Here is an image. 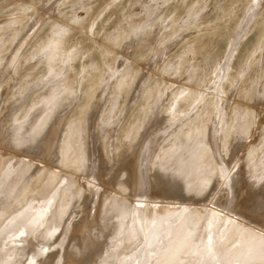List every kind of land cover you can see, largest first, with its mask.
<instances>
[{
	"label": "rangeland",
	"instance_id": "374dc122",
	"mask_svg": "<svg viewBox=\"0 0 264 264\" xmlns=\"http://www.w3.org/2000/svg\"><path fill=\"white\" fill-rule=\"evenodd\" d=\"M82 1L83 0H35L36 3H33L34 0H0V36L5 35L0 37V41L2 39L4 40L6 37V40H4L6 42L3 40L1 41L2 44L0 48V50H3L0 51V80L4 76V72L7 74V77L5 75L6 78L0 81V264H164L165 261L166 264H175L176 262L180 264H189V261H192L190 264H199L198 261L200 259H202L204 264H264V37L260 36L262 32H264V0H202L203 2H200L201 10L198 13L199 15L195 13L194 16L191 15L193 16L191 17L190 15L181 12L174 18L178 23H175L176 21L173 19L160 26L157 25L156 22L164 20L165 18L168 19V17L171 16L168 12H171L177 7L187 10L188 6L192 5L193 2L191 0H188L187 3V0H178V2L177 0H175V2L174 0H162L159 3V0H150L151 2L147 0H115L114 2L112 0H87V3L86 1ZM30 2L32 4H30ZM85 3L88 7H91L89 6L90 4L93 5L92 8L94 7V9L91 8V12L88 11L90 12L89 14L87 13L88 15L81 8V5H85ZM127 4H129L128 7H126ZM146 4L154 8L157 14L160 12L159 15H157L159 18L156 16V22H152L151 26H149L150 29L147 28L145 31V42L139 43V46V44H137V40L139 39L135 38L132 40L133 46L135 44V48L137 49L136 52L134 53L133 50L132 53L134 55L131 53L132 56L125 62L121 71H119L116 77L112 78V82L115 84H111V87L107 86L105 88L107 83L105 80H108V75L107 72L103 70L107 67L103 66L104 69L101 67L98 68L99 70H96L94 67L98 66V64H100L99 67L102 64L105 65L108 63L106 60L108 58L109 62L113 61L112 59L115 58H113V54H102V48L105 45L107 38L110 37L114 31L119 32L126 30L133 22L140 23L142 20H146L147 15L144 12ZM28 5L32 8L31 10ZM250 5H252V7H249ZM124 7L126 9H124ZM123 9L125 10V13ZM21 10L23 12H20ZM122 11L124 13L123 16L121 15ZM164 11L166 14H163ZM25 12L27 13L25 14ZM77 12L80 16L86 18L83 20V25L71 31V35L67 33L69 36L66 34L61 38V43L59 42L56 47L53 46V48H51L50 43L52 41L55 42L54 38L56 37V33L54 36V30H56V27L58 28V26H60H57L60 18L63 14L71 15L72 13L76 14ZM21 13H23V17L20 16ZM73 14L71 15V18L73 17ZM116 14L119 16L117 15L116 17ZM181 14L183 17L185 14V19ZM25 15H27V17ZM124 19L127 20L124 21ZM181 19L183 22H179ZM121 22L123 23L121 24ZM152 25L155 26V29ZM117 26H119L120 30ZM260 26H262L263 29ZM188 27L192 28L189 29V31L188 29L185 30V28ZM10 28L14 31H11ZM253 28H256L257 31ZM258 29H260V32ZM253 30H255L254 33ZM16 32L17 35L13 36ZM55 32H57V30ZM51 35L52 39L50 38ZM66 38H68V42ZM128 39L131 40L132 37ZM130 40L128 43L131 42ZM34 41L35 43H33ZM40 44L44 45V48L41 47ZM61 44L62 46H60ZM69 44L71 45L69 46ZM27 50H29V52ZM35 51L36 53L32 54ZM67 51L68 53H66ZM121 51L122 50H120V52ZM22 52L24 56L21 55ZM61 54L63 57L59 56ZM1 55L3 56L1 57ZM53 56H57V58L55 57L53 59ZM27 57L29 58L27 59ZM1 59H4L3 62ZM60 59L61 61H59ZM237 59L240 60V63L236 61ZM20 60L21 63H16ZM45 61L46 63L47 61L49 63L46 64ZM134 64H137V66H133ZM3 65L4 68H2ZM72 65L74 66L72 67ZM54 66H56L55 68L57 70L53 68ZM129 67L131 69L133 67V75L131 74V76H129L131 79L128 78L126 81V87L123 92H121L119 83L126 73H123L124 70ZM58 68H60L61 71ZM69 68L72 71L69 70ZM50 69H52V71H50ZM10 73L12 74L11 77H9ZM220 73H222V75ZM69 75L71 77L73 75L72 79H70L71 77ZM78 77L81 81L84 80L82 81L83 83H81L82 86L76 82H80ZM104 78L106 79L104 80ZM191 78L193 84H197V90L190 89V96L186 95L184 96L185 98H178L177 95L185 88V86L186 92V89L188 88L187 83ZM102 82L105 84L102 85ZM217 82L218 85L216 84ZM77 85L80 87H77ZM76 87L79 89H76ZM212 88L215 91V94ZM66 90H70L71 92H67ZM175 92H178V94ZM38 94H41V96ZM153 94L155 96L153 97L154 100L152 99ZM63 95L65 97H63ZM78 97L79 103H77L78 101L76 99ZM149 97L150 99H147ZM66 98H68V101ZM145 98L148 101L145 100ZM204 99L210 100L212 104L215 102V104L211 106H215L216 108L213 107V110L207 111L208 106H203L202 111H200V115H202L201 120L195 124L189 123V125L191 124L193 127L191 126V128L188 126L189 130H185L188 131V134L182 132L184 131L182 130L181 132L183 134H180L177 138H172L163 144L164 140H166L165 138L171 134L175 128L177 129V126L193 118L192 116H194L197 109L201 107L202 100ZM83 100L84 102H82ZM53 102L54 104H52ZM75 102L76 105L74 104ZM55 103L61 104L55 105ZM170 107L171 109H169ZM70 108L74 110L72 111ZM214 109L216 110L214 111ZM222 111L223 113H226L223 115ZM206 112H208V115H204ZM217 112H219V116L214 123L215 119H213V117L215 118ZM71 116L75 118H72ZM224 116H227L226 119L228 123H230L232 119V131H230V136L228 135V145L224 144L222 148H219L217 142L219 134L218 129L223 126L221 119ZM138 119L140 120L137 121ZM172 120L173 122H171ZM37 122L39 123L37 124ZM227 122L225 123V126L228 124ZM137 123L138 125L142 124L143 126H138ZM67 124L69 129L67 128ZM33 125H35L36 128ZM43 126L45 130L43 129ZM196 126V130L198 131L194 130L199 136H196L198 138L188 140L186 146L193 144L197 145L196 142L199 141V137L201 136L200 139L204 137L203 140H207V145L205 144L204 151L207 152L205 153L206 157H208L207 159H209L212 164H217L216 161H218L219 166L225 168L226 164L232 161V167L236 168L233 169L234 171L232 172V175L225 176L227 180L226 187L224 185L222 187V185H220L221 181L215 179L213 181L214 183L212 182L210 184L205 197L198 199L193 195L186 196L185 193H183L184 175L181 174L180 177H176L178 169L183 170L195 161L198 165V161H202V164L204 163L202 158H205L203 157L205 154L203 153L204 155H201V152L200 154H197L202 158L199 156L198 158H193V156L187 161L188 163L190 162L189 164H183L187 159L186 157H189V151L191 148H189V150L188 147L181 148V144L186 142L189 134H193L191 131H194L193 128ZM163 128L165 129L162 130ZM212 128L216 130L214 133H211ZM123 130H125L126 133ZM128 130L130 132H128ZM70 131L75 132V138L77 136L75 140L74 138L68 140V138H70L69 135H72V132ZM195 131L194 135H196ZM34 132H37V134ZM200 132L201 134H198ZM141 134L143 137L140 136ZM80 135H82L83 143L80 142L82 141ZM134 136L135 138H133ZM148 136H152V139L162 137L160 143L163 145L161 146L162 150L159 154L161 162L158 167H156L162 169L163 167L169 168H167L168 171L155 169L156 171L158 170V173L154 180L150 175L146 176V181L149 182V187L146 191L144 204L141 207L140 205L138 207V205L135 206L134 204V196H136L137 193L135 190L138 189L137 168L139 166V153L141 152V147ZM207 137L208 139H206ZM142 138L143 140H141ZM158 146L159 145L154 142L151 147L153 149L152 151H157ZM227 146L229 149L231 147V149L229 150ZM132 149L135 150L132 151ZM209 149L211 150L209 151ZM221 149H225V156L221 153ZM212 150L214 151L212 152ZM241 150L243 151L242 154H240L242 152ZM130 151H132V153ZM66 152L68 154H66ZM84 152L86 154H84ZM209 152H211L212 156ZM194 153L195 152H192L191 155H195ZM20 154H22V156ZM156 154L157 153L154 155L153 153L152 158L155 157ZM185 154L186 156H184ZM243 154H245V156H243ZM255 157H258V162ZM63 158L65 161L62 160ZM73 158L75 161L74 164L71 165L69 162ZM68 159L70 161L67 162V165L66 163L62 164V162H66ZM190 159H194L192 160L194 162ZM197 159L200 160L197 161ZM245 162H248L247 166ZM255 162L256 164H254ZM169 165L171 167L173 166L172 168H174V170L171 169ZM203 165L205 166V164ZM57 167H59V169H57ZM106 169L109 171L108 173H106ZM169 169H171L170 172ZM248 169L251 170V172ZM128 170H130V174ZM101 171L104 172L103 179L100 176V173H102ZM207 171H205L203 177H206ZM75 172H77L78 175ZM126 172H128V177ZM161 173L163 175H161ZM165 173H168V175ZM210 173L208 171L209 175H207H212ZM165 175L167 176V179L169 178L168 181L164 178ZM78 176L81 177V180L78 179ZM193 176H195V174H192V179L196 177ZM125 178L126 180H124ZM252 178L254 180L253 182ZM192 179L189 181L188 185L192 182V187H196L195 184L198 185V182H194ZM159 180H162V182ZM193 180H196V178ZM121 182L122 184H120ZM93 183H97L100 188L95 190L97 193L94 197V208L89 213V211L85 209L87 208L86 200L89 195L88 190H90V186L94 185ZM163 184H166V186L168 185L167 188L169 191L166 195H162L161 198L159 192L162 189ZM180 185H182V187ZM132 186L135 189V192L131 191V189H133ZM177 186L182 189H177ZM84 188L86 189L84 190ZM210 189L212 190L210 191ZM179 190L182 192H180L181 194H178ZM124 191L126 192L124 193ZM80 192L81 194H79ZM132 192L135 194L133 195ZM120 193L121 195H119ZM222 194H225L226 197ZM179 195L183 197L181 198ZM184 196L186 198L185 200L183 199ZM130 197L132 200H130ZM220 197L223 199L224 205L217 203L219 202ZM179 199H181L182 202H180ZM113 200L115 201L113 202ZM117 201L120 202L117 203ZM183 201H189L190 203L185 202L186 205ZM197 201H199L198 204ZM115 202L117 203V206ZM169 202L171 203V211L167 212L166 205ZM113 203L115 204L114 207ZM180 203L183 204V207ZM125 204H128L127 209H125ZM190 204L192 206H189ZM131 206L132 208H129ZM210 206L212 207V212L216 213V216L215 219L213 218L212 222L214 230L207 233L205 229L208 225H211L209 219L211 221L212 216L205 218L206 216L204 217V214L207 209V212L210 211ZM121 207H123L127 213ZM63 208L65 209L63 210ZM128 208L130 209V212ZM164 209L165 211L163 212ZM106 210L109 212H104ZM258 210L260 212L257 213L256 211ZM150 211L153 213L151 218H149ZM252 211L254 212L253 216L251 215ZM74 212L75 214H73ZM157 212L159 213L156 214ZM130 213L131 220L129 221ZM115 216L119 217V220L114 221ZM222 218H224V220ZM103 219L106 221H103ZM120 219H122V222ZM149 219H151V221ZM193 219L196 221L192 223V225L194 224L193 226H190L187 222H190ZM252 219L253 222L255 221L254 224L252 221H249ZM107 220L109 221L107 222ZM156 220L161 223L162 228L167 234L166 240L162 243L161 237H156L155 239L156 233H152ZM217 220L218 222L216 223ZM245 220H247V222ZM184 221H186L187 224ZM256 221L258 222L257 224ZM131 222H141L142 226H147L144 233L149 237L142 239L137 245L129 244L128 239L131 238L133 229H127V225ZM182 222L185 224L182 225ZM199 222H202V227L205 224L203 228ZM108 223H110V225ZM249 223L251 224L249 225ZM195 225L200 226V228ZM252 225L257 229L253 231L255 227L253 228ZM70 226L71 228H69ZM84 226L88 228L92 226L89 234L88 229ZM64 227L69 229L66 231L64 230ZM96 227H102V232L100 234L102 237L99 235ZM194 227L197 230L194 229ZM249 227L251 229H249ZM243 229H246L247 231ZM248 233H252L255 239L261 237L260 239L262 243L259 241L260 239H258V241L252 239V234L248 235ZM244 237L246 238L244 239ZM242 238L245 240L244 242H242ZM63 239L66 240V242ZM96 239L102 240L101 244L99 243L100 245L96 244ZM248 239H252L254 242L251 240L252 243L250 245V242H248L250 240ZM86 240H89V242L90 240H94V245L96 244L98 247H91ZM177 240L180 241L178 242ZM246 242L249 243V246H242V244ZM173 243H176V245H173ZM252 244L254 246L260 244L259 246L262 248H259L258 246V250L257 247H254ZM170 247H172L173 250L170 249ZM184 247L187 248L184 249ZM248 247L250 249H248ZM46 249L48 250L46 251ZM81 251L82 253L80 254ZM185 251L186 253H189L186 254ZM167 252L168 254H166ZM171 252L175 255L178 253L175 256L176 259L171 255ZM53 253H56V255ZM184 253L185 256H183ZM179 254L183 259V262L182 259H180L181 261H178L180 258H178ZM245 254H247V256H245ZM100 255H103V257H99ZM166 258H169L168 262ZM154 259L158 263L155 262Z\"/></svg>",
	"mask_w": 264,
	"mask_h": 264
},
{
	"label": "bare ground",
	"instance_id": "6f19581e",
	"mask_svg": "<svg viewBox=\"0 0 264 264\" xmlns=\"http://www.w3.org/2000/svg\"><path fill=\"white\" fill-rule=\"evenodd\" d=\"M30 1H32V0H30ZM81 1V0H80ZM84 1H86V3H87V0H83L82 2H84ZM110 1V0H109ZM113 2L115 1V0H112ZM147 1H150V0H147ZM158 1V0H157ZM160 1H162V0H159L158 1V3L160 2ZM184 1V0H183ZM192 2H193V4L192 5H190V6H188V8H187V10L185 9H182V8H180V7H177L176 9H173L171 12H168V14L170 13L171 14V16L170 17H168V19L167 18H165L164 20H160V21H158V22H156L155 21V19H156V16L157 15H159V13L157 14V12L154 10V8H152L150 5H147L146 4V6L144 7V12H145V14L147 15L146 17H147V19L146 20H142V22H133L131 25L130 24H128V25H130L126 30H123V31H119L120 30V28H119V26H120V23H119V26H117L118 28H119V32H113L111 35H110V37H108L107 38V41H106V43H105V45L103 46V53L102 54H104V55H106V54H113L114 56H113V58H115V59H112L113 61H110L109 62V58L108 59H106L107 61H108V63H106L105 65H103L102 63V65L99 67V65L100 64H98V66H95L94 68H96V70L98 69V68H101V67H107V68H105V70H103V71H106L107 72V75H108V80L106 79V78H104V80L107 82L106 83V86H105V88L107 87V86H110L111 87V84H115V83H113L112 82V78H114V77H116L117 76V74L119 73V71H121V69L124 67V65H125V62L132 56L131 55V53L133 52V50H134V53L136 52V48H135V44H134V46H133V42H132V40L133 39H135V38H137V39H139V40H137L138 42H137V44H139V43H143V42H145V40H146V36L144 35L145 34V31L147 30V28H149V26H151V23L152 22H156L157 23V25H162L163 23H165V22H167V21H169V20H173L174 18H175V16H177L178 14H180L181 12L182 13H186L187 15H193L194 16V14L196 13V14H198L199 12H200V10H201V6H200V2L202 1V0H191ZM205 1V0H204ZM233 1H235V0H233ZM81 2V3H82ZM90 2V1H89ZM88 2V3H89ZM128 2V1H127ZM138 2V1H137ZM144 2V1H143ZM151 2V1H150ZM174 2H175V0H174ZM177 2H178V0H177ZM180 2V1H179ZM188 2V0L186 1V3ZM203 2V1H202ZM33 3H36L35 2V0H34V2ZM41 3V2H40ZM77 3V2H76ZM86 3H85V5H81L82 7V9L86 12V14L88 13H90L91 12V8H92V6L93 5H89V6H91V7H88L87 5H86ZM92 3V2H91ZM157 3V2H156ZM29 4V3H28ZM30 4H32L31 2H30ZM29 4V5H30ZM74 4H75V2H74ZM79 4V3H78ZM93 4V3H92ZM95 4V3H94ZM142 4V3H141ZM182 5H184L183 3H181ZM204 4V3H203ZM26 5H27V3H26ZM25 5V6H26ZM28 5V6H29ZM35 5V4H34ZM128 5L129 4H127L126 5V7H128ZM134 5V4H133ZM154 5V4H153ZM158 5V4H157ZM166 5V4H165ZM187 5V4H186ZM31 6V5H30ZM29 6V7H30ZM95 6V5H94ZM116 6V5H115ZM114 6V7H115ZM123 6V5H122ZM135 6V5H134ZM133 6V7H134ZM138 6V5H137ZM179 6H180V4H179ZM228 6V5H227ZM27 7V6H26ZM50 7V6H49ZM155 7H156V5H155ZM182 7V6H181ZM187 7V6H186ZM249 7H252V5H250ZM23 8V7H22ZM80 8V7H79ZM120 8V7H119ZM165 8V7H164ZM185 8V7H184ZM204 8V7H203ZM207 8V7H206ZM32 8L30 7V10H31ZM71 9V8H70ZM92 9H94V7L92 8ZM124 9H126L125 7H124ZM123 9V11H124V13H125V10ZM159 9H161V8H159ZM165 9H167V8H165ZM164 9V10H165ZM170 9V8H169ZM190 9H192V10H190ZM29 10V9H28ZM75 10V9H74ZM156 10H157V7H156ZM190 10V11H189ZM243 10H245V9H243ZM248 10V9H247ZM24 11H25V8H24ZM27 11V10H26ZM78 11V10H77ZM83 11V12H84ZM88 11H90V12H88ZM123 11H122V16H123ZM128 11V10H127ZM20 12H23L22 10L20 11ZM74 12V11H73ZM130 12V11H129ZM141 12V11H140ZM246 12V11H245ZM27 12H25V14H26ZM62 13V12H61ZM106 13V12H105ZM163 13V12H162ZM12 14V13H11ZM10 14V15H11ZM22 14L23 13H21L20 14V16H22ZM73 14V13H72ZM71 14V15H72ZM87 14V15H88ZM163 14H166L165 13V11H164V13ZM162 14V15H163ZM67 15H68V17H67ZM71 15L70 14H63V16L60 18V20L58 21L59 23H57V26L58 25H60V26H58V28L56 27V25H55V27H56V30H57V32H55L56 30H54V36H55V33H56V37L54 38V40H55V42L54 41H52L51 43H50V47L51 48H53V46L54 47H56L58 44H59V42L61 41V38L63 37V36H65L67 33H69L70 34V32L71 31H73L74 29H76V28H79V27H81V25H83V20L84 19H86L84 16H80L79 15V13L77 12L76 14H73V17L71 18ZM115 15V14H114ZM113 15V16H114ZM117 15L118 14H116V17H117ZM126 15V14H125ZM131 15V14H130ZM142 15H143V11H142ZM199 15V14H198ZM264 15V14H263ZM2 16H4V15H2ZM26 17H27V15H25ZM24 16V17H25ZM119 16V15H118ZM121 16V17H122ZM141 16V15H140ZM181 16H182V14H181ZM181 16H180V18H181ZM193 16H191V17H193ZM23 17V16H22ZM67 17V18H66ZM115 17V16H114ZM115 17V18H116ZM158 18H159V16H157ZM164 17V16H163ZM162 17V18H163ZM183 17V16H182ZM187 17V16H186ZM66 18V19H65ZM88 18V17H87ZM124 18V17H123ZM140 18V17H139ZM161 18V17H160ZM184 19H185V14H184V17H183ZM72 19V20H71ZM129 19V18H128ZM17 20V19H16ZM114 20V19H113ZM125 20H127V19H124V21ZM175 20V19H174ZM194 20V19H193ZM197 20V19H196ZM119 21V20H118ZM123 21V20H122ZM138 21V20H137ZM176 21V20H175ZM174 21V22H175ZM62 22V23H61ZM179 22H183L182 21V19H181V21L179 20ZM264 22V21H263ZM85 23V22H84ZM123 22H121V24H122ZM175 23H178V21H176ZM259 24V23H258ZM260 24H262V23H260ZM118 25V24H117ZM183 25V24H182ZM257 25V24H256ZM5 26H7V25H5ZM53 26H54V24H53ZM123 26V25H122ZM153 26V25H152ZM175 26V25H174ZM255 26V25H254ZM10 27V26H9ZM54 27V28H55ZM83 27V26H82ZM92 27V26H91ZM124 27H126V26H124ZM123 27V28H124ZM154 27V29H155V26H153ZM158 27V26H157ZM262 29H263V27L262 26H260ZM53 28V29H54ZM192 27H188V28H185V30H187L188 29V31H189V29H191ZM257 28H259V27H257ZM4 29V28H3ZM8 29V28H7ZM12 28H10V30H11ZM117 29V28H116ZM150 29V28H149ZM148 29V30H149ZM157 29V28H156ZM253 29H256V28H253ZM1 30V29H0ZM5 30V29H4ZM16 30V29H15ZM151 30H153V29H151ZM177 30H178V28H177ZM252 30V29H251ZM260 29H258V31H259ZM6 31V30H5ZM11 31H14V30H11ZM17 31H18V29H17ZM254 31L255 30H253V33H254ZM256 31H257V29H256ZM2 32H3V30H2ZM9 32V31H8ZM7 32V33H8ZM75 32V31H74ZM260 32V31H259ZM256 33V32H255ZM4 34V33H3ZM10 34V33H9ZM69 34H67L68 36H69ZM262 34H264V32H262ZM260 35V36H262V37H264V35ZM17 35V32L15 33V35L13 34V36H16ZM35 35V34H34ZM71 35V34H70ZM3 36H5V35H3ZM3 36H0V37H3ZM248 36V35H247ZM132 37V39L130 40V39H128V38H131ZM261 37V38H262ZM6 38V37H5ZM4 38V40H6ZM7 38H8V35H7ZM9 38H10V36H9ZM50 38L52 39V35L50 36ZM70 38H71V36H70ZM41 39V38H40ZM46 39V38H45ZM65 39V38H64ZM68 38H66V40H67ZM263 39V38H262ZM3 40V39H2ZM1 40V41H2ZM3 40V41H4ZM90 40V39H89ZM131 41V42H129L128 43V41ZM1 41H0V48H1ZM41 41V40H40ZM43 41V40H42ZM4 42H6V41H4ZM14 42V41H13ZM21 42V41H20ZM67 42H68V40H67ZM244 42V41H243ZM33 43H35V41L33 42ZM61 43V42H60ZM63 43V42H62ZM69 43H71V42H69ZM128 43V44H127ZM4 44V43H3ZM6 44H8V43H6ZM37 44V43H36ZM36 44H35V46H36ZM83 44V43H82ZM84 44H85V42H84ZM136 44V45H137ZM37 45H39V44H37ZM41 45V44H40ZM49 45V44H48ZM71 44H69V46H70ZM142 45V44H141ZM34 46V45H33ZM60 46H62V44L60 45ZM139 46H140V44H139ZM241 46V45H240ZM8 47V46H7ZM41 47H43L44 48V45H41ZM40 47V48H41ZM47 47V46H46ZM45 47V48H46ZM102 47V46H101ZM3 48V47H2ZM9 48V47H8ZM30 48H32V47H30ZM40 48H39V50H40ZM42 48V49H43ZM135 48V49H134ZM240 48V47H239ZM27 49H29V48H27ZM60 49H61V47H60ZM59 49V50H60ZM64 49V48H63ZM78 49V48H77ZM101 49V48H100ZM247 49V48H246ZM245 49V50H246ZM25 50V49H24ZM32 50V49H31ZM38 50V51H39ZM62 50V49H61ZM68 50V49H67ZM75 50V49H74ZM84 50V49H83ZM120 50H122L121 52H120ZM0 51H3L2 49L0 50ZM6 51H8V50H6ZM12 51V50H11ZM28 52H29V50H27ZM33 51H34V49H33ZM55 51V50H54ZM53 51V52H54ZM56 51H58V50H56ZM32 52V51H31ZM73 52V51H72ZM120 52V53H119ZM4 53V52H3ZM25 53H26V51H25ZM36 53V51L34 52V53H32V54H35ZM66 53H68V51L66 52ZM11 54V53H10ZM27 54V53H26ZM128 54V55H127ZM133 54V53H132ZM4 55H6V54H4ZM21 55H23V52H22V54ZM20 55V56H21ZM72 55V54H71ZM70 55V56H71ZM76 55V54H75ZM103 55V56H104ZM134 55V54H133ZM3 55H1V57H2ZM19 56V55H18ZM24 56V55H23ZM29 56V55H28ZM33 56H35V55H33ZM60 57H63L62 56V54L61 55H59ZM65 56V55H64ZM77 56V55H76ZM57 58V56H53V59L54 58ZM75 57V56H74ZM26 58V57H25ZM25 58H24V60H25ZM29 57H27V59H28ZM51 58H52V56H51ZM65 58V57H64ZM70 58H72V57H70ZM236 58V57H235ZM49 59V58H48ZM63 59V58H62ZM77 59V58H76ZM99 59V58H98ZM183 59V58H182ZM181 59V60H182ZM2 60V59H1ZM4 60V59H3ZM3 60H2V62H3ZM47 60V59H46ZM57 60V59H56ZM234 60V59H233ZM10 61V60H9ZM18 61V60H17ZM39 61V60H38ZM59 61H61V59L59 60ZM63 61V60H62ZM70 61H71V59H70ZM76 61V60H75ZM82 61V60H81ZM96 61V60H95ZM236 61H238V63H240L239 61L240 60H236ZM5 62V61H4ZM23 62V61H22ZM57 62V61H56ZM64 62V61H63ZM16 63H21V60L19 61V62H16ZM45 63H46V61H45ZM47 63H49L48 61H47ZM46 63V64H47ZM51 63V62H50ZM53 63V62H52ZM75 63V62H74ZM73 63V64H74ZM105 63V62H104ZM235 63V62H234ZM237 63V64H238ZM3 64V63H2ZM1 64V65H2ZM7 64H8V60H7ZM62 64V63H61ZM67 64H68V62H67ZM70 64V63H69ZM89 64V63H88ZM4 65H6V64H4ZM4 65H3V67L2 68H4ZM54 65H56V64H54ZM222 65V64H221ZM21 66V65H20ZM50 66V65H49ZM60 66V65H59ZM67 66V65H66ZM74 65H72V67H73ZM77 66V65H76ZM133 66H137V64L135 65H133ZM237 66V65H236ZM15 67V66H14ZM13 67V68H14ZM52 67V66H51ZM56 66H54L53 68H55ZM63 67V66H62ZM70 67V66H69ZM81 67V66H80ZM104 67H103V69H104ZM12 68V69H13ZM60 68H61V66H60ZM60 68H58V69H60ZM84 68V67H83ZM86 68V67H85ZM93 68V69H94ZM135 68V67H134ZM56 69V68H55ZM75 69V68H74ZM81 69H82V67H81ZM80 69V70H81ZM91 69V68H90ZM89 69V70H90ZM92 69V70H93ZM132 69H133V67H132ZM130 67L129 68H127V69H125L124 70V72L123 73H125V75L123 76V78L120 80V87H121V92H123V90L125 89V87H126V81L128 80V78H129V76H131V74L133 75V70H132ZM15 70H16V68H15ZM57 70V69H56ZM64 70H65V68H64ZM69 70H71L70 68H69ZM77 70V69H76ZM99 70V69H98ZM211 70V69H210ZM219 70V69H218ZM228 70V69H227ZM232 70V69H231ZM0 71H1V69H0ZM50 71H52V69H50ZM60 71H61V69H60ZM72 71V70H71ZM74 71V70H73ZM215 71V70H214ZM217 71V70H216ZM221 71V70H220ZM229 71H230V69H229ZM58 72H59V70H58ZM75 72V71H74ZM84 72H85V70H84ZM88 72V71H87ZM211 72V71H210ZM232 72V71H231ZM52 73V72H51ZM55 73V72H54ZM104 73V72H103ZM122 73V74H123ZM194 73V72H193ZM217 73H218V71H217ZM233 73V72H232ZM4 74V76L1 78V80L0 81H2V80H4V78H6L7 77V74H5V72L3 73ZM53 74V73H52ZM82 74V73H81ZM100 74V73H99ZM216 74V73H215ZM221 75H222V73H220ZM225 74V73H224ZM5 75H6V77H5ZM11 73H10V76L9 77H11ZM54 75V74H53ZM56 75V74H55ZM78 75V74H77ZM79 75H80V73H79ZM192 75V74H191ZM70 76V75H69ZM68 76V77H69ZM76 76V75H75ZM214 76V75H213ZM220 76V75H219ZM8 77V78H9ZM71 77V76H70ZM72 77H73V75H72ZM72 77L70 78V79H72ZM80 77V76H79ZM78 77V78H79ZM189 77V76H188ZM221 77V76H220ZM7 78V79H8ZM218 78V77H217ZM222 78V77H221ZM129 79H131V78H129ZM79 80H80V78H79ZM103 80V81H104ZM225 80V79H224ZM6 81V80H5ZM73 81V80H72ZM71 81V82H72ZM82 81H84V80H82ZM81 80H80V82H78V81H76L77 83H79L81 86H82V84L81 83H83ZM118 81V80H117ZM130 81V80H129ZM175 81V80H174ZM193 80H192V78L188 81V83H187V89H186V92H185V88H186V86H185V88L184 89H182V91L178 94V92L176 93V94H178L177 95V97L178 98H185L184 96H186V95H188V96H190V89H194V90H197V84H193V82H192ZM209 81V80H208ZM219 81H220V78H219ZM38 82V81H37ZM52 82V81H51ZM74 82V81H73ZM103 83V82H102ZM220 83H221V81H220ZM5 84V83H4ZM76 84V83H75ZM105 83H103L102 85H104ZM117 84V83H116ZM170 84V83H169ZM217 85H218V82L216 83ZM55 85H57V84H55ZM73 85V84H72ZM114 86V85H113ZM184 86V85H183ZM183 86H182V88H183ZM209 86V85H208ZM56 87H58V86H56ZM55 87V88H56ZM61 87V86H60ZM64 87H66V86H64ZM73 87V86H72ZM77 87H80L79 85H77ZM76 87V89H79V88H77ZM116 87V86H115ZM217 87V86H216ZM225 87V86H224ZM34 88V87H33ZM52 88V87H51ZM54 88V89H55ZM67 88V87H66ZM74 88H75V86H74ZM91 88V87H90ZM92 88H95V87H92ZM180 88V87H179ZM214 88V87H213ZM213 88H212V90H213ZM230 88V87H229ZM47 89H50V88H47ZM68 89V88H67ZM72 89V88H71ZM112 89V88H111ZM227 89V88H226ZM53 90V89H52ZM60 90V89H59ZM95 90V89H94ZM184 90V91H183ZM57 91V90H56ZM62 91V90H61ZM67 91V90H66ZM68 91H70V90H68ZM67 91V92H68ZM127 91V90H126ZM128 91H130V90H128ZM166 91V90H165ZM209 91V90H208ZM210 91H211V89H210ZM45 92H47V91H45ZM54 92V91H53ZM71 92V91H70ZM70 92H69V94H70ZM118 93H120L119 91H117ZM159 92V91H158ZM157 92V93H158ZM193 92V91H192ZM200 92V91H199ZM202 92V91H201ZM213 92H214V94H215V91L213 90ZM64 93H65V90H64ZM143 93V92H142ZM174 93V94H175ZM194 93H196V92H194ZM223 93H224V91H223ZM1 94V93H0ZM54 95H56L55 93H53ZM62 94V93H61ZM162 94H164V93H162ZM210 94V93H209ZM209 94H208V96H209ZM211 94H213V93H211ZM213 94V95H214ZM38 95H40L41 96V94H38ZM46 95V94H45ZM50 95H51V92H50ZM83 95V94H82ZM87 95V94H86ZM145 95V94H144ZM156 95H159V94H156ZM173 95V94H172ZM205 95V94H204ZM53 96V95H52ZM58 96V95H57ZM62 96V95H61ZM69 96H71V95H69ZM146 96V95H145ZM149 96V95H148ZM220 96V95H219ZM44 97V96H43ZM51 97V96H50ZM59 97V96H58ZM63 97H65L64 95H63ZM72 97V96H71ZM151 97V96H150ZM150 97L149 98H147V99H150ZM153 97H155L154 96V94H153V96H152V99H153ZM159 97V96H158ZM157 97V98H158ZM160 97H161V95H160ZM200 97V96H199ZM212 97H214V96H212ZM253 97V96H252ZM256 97V96H255ZM49 98V97H48ZM53 98V97H52ZM92 98V97H91ZM109 98V97H108ZM157 98H156V100H157ZM175 98V97H174ZM203 98V97H202ZM218 98V97H217ZM54 99V98H53ZM68 98H66V100H67ZM77 99V103H79V97L78 98H76ZM84 99H86V98H84ZM110 99V98H109ZM146 98H145V100H147ZM151 99V100H152ZM159 99V98H158ZM173 99V98H172ZM200 99V98H199ZM40 100H41V98H40ZM60 100V99H59ZM58 100V101H59ZM154 100V99H153ZM175 100V99H174ZM189 100V99H188ZM251 100H252V98H251ZM46 101V100H45ZM44 101V102H45ZM54 101V100H53ZM64 101V100H63ZM68 101V100H67ZM75 101V100H74ZM148 101V100H147ZM173 101V100H172ZM56 102H57V100H56ZM82 102H84V100L82 101ZM81 102V103H82ZM87 102V101H86ZM145 102V101H144ZM174 102V101H173ZM177 102V101H176ZM196 102V101H195ZM212 102H214V101H212ZM51 103V102H50ZM184 103V102H183ZM248 103V102H247ZM52 104H54V102L52 103ZM57 103H55V105H56ZM59 104H61V103H59ZM59 104H57V105H59ZM63 104V103H62ZM75 105H76V102L74 103ZM146 104V103H145ZM145 104H143V105H145ZM165 104V103H164ZM213 104H215V102L213 103ZM212 103H211V101L210 100H206V99H204V100H202V103H201V107H199L198 109H197V111L195 112V115L194 116H192L190 119L191 120H189V121H187V122H185V123H183V124H181V125H179V126H177L178 128L175 130L174 129V131L173 132H171V134H169L165 139L166 140H164V142H163V144L164 143H166L167 141H169L170 139H172V138H177L180 134H183L182 132H188V131H185V130H189L188 129V126L189 127H191L192 125L191 124H195L196 122H199L200 120H201V118H202V115H200V111H202V108H203V106H205V105H207L208 107H207V111L209 110V111H211V110H213V107H215V106H211V105H213ZM80 105V104H79ZM30 106V105H29ZM74 106V105H73ZM73 106H72V108H73ZM166 106V105H165ZM169 106V105H168ZM173 106H174V104H173ZM189 106V105H188ZM193 106V105H192ZM26 107V106H25ZM76 107V106H75ZM74 107V108H75ZM141 107H142V105H141ZM190 107V106H189ZM188 107V108H189ZM206 107V106H205ZM29 108V107H28ZM78 108V107H77ZM84 108H85V106H84ZM216 108V107H215ZM221 108V107H220ZM255 108V107H254ZM26 109V108H25ZM71 109V108H70ZM138 109V108H137ZM166 109V108H165ZM169 109H171V107L169 108ZM226 109V108H225ZM250 109V108H249ZM72 111L74 110V109H71ZM204 110H205V108H204ZM216 109H214V111H215ZM23 111V110H22ZM72 111H71V113H72ZM141 111V110H140ZM143 111V110H142ZM172 111V110H171ZM186 111V110H185ZM184 111V112H185ZM21 112V111H20ZM51 112V111H50ZM55 112H56V110H55ZM54 112V113H55ZM70 112V111H69ZM136 112V111H135ZM137 112H138V110H137ZM248 112H249V110H248ZM71 113H69V114H71ZM145 113V112H144ZM166 113V112H165ZM167 113H168V110H167ZM166 113V114H167ZM170 113V112H169ZM208 112H206L204 115H206ZM210 113V112H209ZM222 113H223V111H222ZM226 112H224L223 113V115L225 114ZM74 115V114H73ZM140 115H142V114H140ZM145 115H146V113H145ZM208 115V114H207ZM17 116H18V114H17ZM69 116V115H68ZM135 116H136V114H135ZM143 116V115H142ZM147 116V115H146ZM156 116V115H155ZM154 116V117H155ZM218 116H219V112H217L216 114H215V118L213 117V119H215V121H214V123L216 122V120L218 119ZM249 116V115H248ZM47 117V116H46ZM67 117V116H66ZM72 117V116H71ZM162 117V116H161ZM208 117V116H207ZM230 117L232 118V116L230 115ZM18 118V117H17ZM51 118V117H50ZM68 118V117H67ZM72 118H75V117H72ZM77 118V117H76ZM139 118H140V116H139ZM227 116L225 117H223L222 119H221V122H222V124H223V126L221 127V128H219L218 129V131H219V134H218V138H217V142H218V147L219 148H222L223 146H224V144L226 145H228V135L230 134V131H232V126H231V123H232V119H231V121H230V123H228L227 122ZM21 119V118H20ZM24 119H25V117H24ZM83 119V118H82ZM81 119V120H82ZM155 119V118H154ZM153 119V120H154ZM158 119V118H157ZM71 120V119H70ZM75 120V119H74ZM140 119H138L137 121H139ZM142 120V119H141ZM15 121H17V120H15ZM20 121V120H19ZM47 121V120H46ZM76 121V120H75ZM100 121V120H99ZM148 121V120H147ZM176 121V120H175ZM209 121V120H208ZM14 122V121H13ZM13 122H12V125H13ZM70 122V121H69ZM136 122V121H135ZM134 122V123H135ZM141 122V121H140ZM171 122H173V120L171 121ZM220 122V123H221ZM228 123L226 126H225V123ZM19 123V122H18ZM39 122H37V124H38ZM40 123H42V122H40ZM73 123V122H72ZM77 123V122H76ZM139 123V122H138ZM138 123H137V125H138ZM151 123V122H150ZM189 123H191L190 125H189ZM209 123V122H208ZM212 123V122H211ZM213 123V124H214ZM35 124H36V122H35ZM43 124V123H42ZM50 124V123H49ZM68 124H70V123H68ZM68 124H67V128H68ZM74 124V123H73ZM80 124V123H79ZM147 124V123H146ZM145 124V125H146ZM169 124V123H168ZM198 124V123H197ZM210 124V123H209ZM45 125V124H44ZM48 125V124H47ZM72 125V124H71ZM78 125V124H77ZM76 125V126H77ZM128 125V124H127ZM133 125V124H132ZM136 125V124H135ZM139 125H142V124H139ZM138 125V126H139ZM33 126H35V125H33ZM39 126V125H38ZM73 126V125H72ZM71 126V127H72ZM76 126H75V129H76ZM143 126V125H142ZM141 126V127H142ZM209 126V125H208ZM16 127V126H15ZM70 127V128H71ZM137 127V126H136ZM140 127V128H141ZM187 127V128H186ZM193 127V126H192ZM191 127V128H192ZM35 128H36V126H35ZM66 128V129H67ZM138 128V127H137ZM139 128V129H140ZM186 128V129H185ZM30 129L32 130V128L30 127ZM43 129H44V126H43ZM69 129V128H68ZM74 129V130H75ZM165 128H163L162 130H164ZM196 130L197 129V126L195 127V128H193V130ZM207 129V128H206ZM248 129V128H247ZM31 130H30V132H31ZM33 130H34V128H33ZM41 130V129H40ZM45 130V129H44ZM79 130V129H78ZM109 130V129H108ZM129 130H131V129H129ZM128 130V132H130ZM138 130V129H137ZM162 130H161V132H162ZM182 130H184V131H182ZM194 130V131H195ZM204 130V129H203ZM211 130V129H210ZM209 130V131H210ZM68 131V130H67ZM123 131H125V130H123ZM122 131V132H123ZM134 131V130H133ZM133 131H131V132H133ZM182 131V132H181ZM194 131H191V132H193V134H189V136L187 137V140H186V142L184 143V144H181V148H187L188 147V150H189V148H191L190 149V151H189V154L191 155V153L192 152H195L194 154L195 155H191V157H190V155H189V157H186L187 159L183 162V164L185 163V165H186V163L187 164H189L187 161L189 160V158H192L193 156V158H198V154L197 153H201V155H204L205 153H207V152H205L204 151V147H205V144L207 145V140L206 141H204L203 140V138H201L200 139V137H199V141L198 142H196L197 143V145L195 144H193V145H188V146H186L187 145V141L188 140H190V139H193V138H198V137H196V136H199V135H197V132L196 131H198V130H196L195 131V133H196V135H194ZM214 131H216L215 129H213L212 128V132L211 133H214ZM3 132V131H2ZM38 132V131H37ZM37 132H34L35 134H37ZM70 132H72V135H69L70 136V138H68V140L69 139H71L72 140V138H74V140L77 138V136H76V138H75V132L74 131H70ZM181 132V133H180ZM204 132V131H203ZM205 132H207V131H205ZM209 132V133H210ZM6 133V132H5ZM67 133H69V132H67ZM66 133V134H67ZM125 133H126V131H125ZM135 133H137V132H135ZM147 133V132H146ZM160 133V132H159ZM211 133H210V135H211ZM232 133V132H231ZM3 134V133H2ZM13 134V133H12ZM32 134V133H31ZM70 134V133H69ZM122 134V133H121ZM139 134V133H138ZM145 134V133H144ZM165 134H166V132H165ZM188 134V133H187ZM198 134H201V132L200 133H198ZM19 135V134H18ZM77 135H78V133H77ZM127 135V134H126ZM133 135V134H132ZM186 135V134H185ZM206 135V134H205ZM33 136V135H32ZM67 136V135H66ZM66 136H65V138H66ZM82 135H80V138L82 139V137H81ZM95 136V135H94ZM102 136V135H101ZM140 136H142L143 137V135L141 134ZM139 136V137H140ZM164 136V135H163ZM181 136H183V135H181ZM230 136V135H229ZM233 136V135H232ZM38 137V136H37ZM120 137V136H119ZM125 137V136H124ZM131 137V136H130ZM145 137V136H144ZM133 138H135V136L133 137ZM211 138V137H210ZM11 139V138H10ZM137 139H138V137H137ZM206 139H208V137L206 138ZM34 140V139H33ZM116 140V139H115ZM141 140H143V138L141 139ZM160 140H162V137H160V138H155V139H152V136H148L146 139H145V142L143 143V146L141 147V152L139 153L140 154V158H139V166H138V189L137 190H135L134 188H135V185H134V188H133V186H132V188L133 189H131V191H136L137 193H136V196H134V204H135V206L136 205H138V207H139V205H140V207L144 204V201H145V197H146V191H147V189H148V187H149V185H148V183L149 182H147L146 181V176H148V175H150L152 178H153V180L154 179H156V177H157V171L158 170H160V171H162V170H167V168H169V167H163V165H162V163H161V165H162V167H163V169L162 168H157L158 167V165L160 164V162H161V159H160V153H161V150H162V145H161V143H160ZM178 140V139H177ZM196 140V139H195ZM209 140H211V139H209ZM124 141V140H123ZM135 141V140H134ZM138 141V140H137ZM137 141H136V143H137ZM184 141V140H183ZM193 141V140H192ZM67 142V141H66ZM70 142V141H69ZM80 142H82L83 143V139H82V141H80ZM133 142V141H132ZM156 143L157 145H159L158 146V148H157V151L155 150V151H152L153 149L151 148L152 147V145H153V143ZM181 142V141H180ZM231 142H233V141H231ZM33 143V142H32ZM65 143V142H64ZM76 143V142H75ZM77 143H78V139H77ZM81 143V144H82ZM183 143V142H182ZM235 143V142H234ZM68 144V143H67ZM132 144V143H131ZM139 144H141V143H139ZM245 144V143H244ZM32 145V144H31ZM30 145V146H31ZM138 145V144H137ZM179 145V144H178ZM209 145H210V143H209ZM23 146V145H22ZM71 146H72V144H71ZM133 146H134V144H133ZM13 147V146H12ZM81 147H82V145H81ZM66 148H67V146H66ZM72 148H73V146H72ZM77 148H78V144H77ZM76 148V149H77ZM133 148V147H132ZM137 148V147H136ZM135 148V149H136ZM227 148L229 149V147L227 146ZM30 149V148H29ZM106 149V148H105ZM135 149H132V151H134ZM139 149V148H138ZM137 149V150H138ZM177 149V148H176ZM207 149H208V147H207ZM230 149H231V147H230ZM229 149V150H230ZM232 149H233V147H232ZM245 149V148H244ZM13 150V149H12ZM23 150V149H22ZM74 150V149H73ZM81 150V149H80ZM211 149H209V151H210ZM247 150V149H246ZM64 151H66V150H64ZM63 151V152H64ZM84 151V150H83ZM107 151V150H106ZM132 151H130L131 153H132ZM204 151V152H203ZM214 150H212V152H213ZM242 151V150H241ZM245 151V150H244ZM82 152V151H81ZM152 152V153H151ZM178 152V151H177ZM181 152V151H180ZM188 152V151H187ZM191 152V153H190ZM225 149H221V153L223 154V156H225ZM259 152V151H258ZM258 152H257V154H258ZM78 153V152H77ZM104 153V152H103ZM106 153H108V152H106ZM136 153H137V151H136ZM153 153H154V155H155V153H157L156 154V156L155 157H153L152 158V156H153ZM183 153V152H182ZM181 153V154H182ZM204 153V154H203ZM243 153V151L240 153V154H242ZM61 154V153H60ZM66 154H68L67 152H66ZM84 154H86L85 152H84ZM209 154L211 155V152H209ZM213 154V153H212ZM233 154V153H232ZM252 154V153H251ZM21 156H22V154H20ZM56 155H57V153H56ZM74 155V154H73ZM83 155V154H82ZM104 155V154H103ZM58 156V155H57ZM71 156V155H70ZM76 156V155H75ZM80 156V155H79ZM136 156H137V154H136ZM136 156H134V157H136ZM177 156V155H176ZM184 156H186V154L184 155ZM212 156V155H211ZM215 156V155H214ZM222 156V157H223ZM230 156V155H229ZM233 156V155H232ZM243 156H245V154H243ZM253 156V155H252ZM254 156H256V155H254ZM62 157V156H61ZM68 157V156H67ZM67 157H65V158H67ZM200 157V156H199ZM203 157H205V158H202V157H200V158H202V160H204L203 162V164H205V166L202 164V161H200L201 162V164H200V162L198 161V160H200V159H197V161H198V163H199V165L196 163V161L194 162V161H192V160H194V159H190L192 162H194V163H191V164H189L185 169H178V173H176L175 171H176V169H175V173H176V177H180L181 176V174H183L184 175V177H185V180H184V185H183V193H185V195L186 196H189V195H193L195 198H204L205 197V194L207 193V191L209 190V186H210V184L216 179H219L221 182H220V185H222V187H223V185L226 187V182H227V180H226V178H225V176H227V175H232V172L234 171L233 169L235 168V167H232V161H230V162H228L227 164H226V166H225V168H222V167H220L219 166V164H218V161H216L217 162V164H212L210 161H209V159H207L208 157H206V154H205V156H203ZM56 158V157H55ZM75 158V157H74ZM74 158L70 161L69 159H68V161H66V162H62V164H64V163H66V165L68 164L67 162H69V164L71 163V165L72 164H74ZM152 158V159H151ZM183 158V157H182ZM216 158V157H215ZM251 158V157H250ZM253 158V157H252ZM255 158H257V162H258V157H255ZM83 159V158H82ZM217 159V158H216ZM228 159H230V158H228ZM18 160V159H17ZM62 160H64V158L62 159ZM79 160V159H78ZM196 160V159H195ZM215 160V159H214ZM226 160V159H225ZM233 160V159H232ZM245 160H247V159H245ZM65 161V160H64ZM244 161V160H243ZM249 161V160H248ZM255 161V160H254ZM215 162V163H216ZM253 162V161H252ZM196 163V164H195ZM234 163V162H233ZM61 164V165H62ZM176 164H177V162H176ZM175 164V165H176ZM180 164V163H179ZM178 164V165H179ZM245 164H246V166H247V164H248V162H245ZM245 164H244V166H245ZM251 164V163H250ZM254 164H256V162L254 163ZM258 164V163H257ZM166 165V164H165ZM182 165V164H181ZM70 166V165H69ZM157 166V167H156ZM170 166V165H169ZM208 167V171H209V173L210 174H212V175H210V176H208L209 174H208V171H207V167ZM223 166V165H222ZM246 166H245V168H246ZM249 166V165H248ZM252 166V165H251ZM56 167V166H55ZM63 167V166H62ZM77 167V166H76ZM171 167V166H170ZM173 167V166H172ZM171 167V169H173L174 170V168H172ZM180 167H182V166H180ZM69 168V167H68ZM176 168V167H175ZM206 168V169H205ZM57 169H59V167H57ZM67 169V168H66ZM75 169V168H74ZM73 169V170H74ZM78 169V168H77ZM155 169H158L157 171L155 170ZM162 169V170H161ZM171 169H169V172L171 171ZM236 169V168H235ZM55 170V169H54ZM53 170V171H54ZM64 170V169H63ZM63 170H62V172H63ZM72 170V169H71ZM79 170V169H78ZM107 170V169H106ZM154 170H155V172H154ZM179 170H182V171H179ZM246 170V169H245ZM244 170V171H245ZM249 170V169H248ZM80 171V170H79ZM126 171V170H125ZM130 170H128V172H129ZM132 171V170H131ZM159 171V172H160ZM168 171V170H167ZM166 171V172H167ZM205 171H207V173H206V177H203L204 175H205ZM250 172H251V170H249ZM61 172V171H60ZM81 172V171H80ZM102 172V171H101ZM109 171L107 170V172L106 173H108ZM128 172H126L127 173V177H128ZM68 173V172H67ZM76 174H77V172H75ZM85 173V172H84ZM103 173L104 172H102V173H100V176H101V178L103 179ZM126 173H124V174H126ZM204 173V174H203ZM247 173V172H246ZM255 173V172H254ZM66 174V173H65ZM129 174H130V172H129ZM135 174V173H134ZM166 174V173H165ZM171 174V173H170ZM192 174L194 175L195 174V176H193V177H195L196 178V180H193V179H195V178H191L192 177ZM208 174V175H207ZM78 175V174H77ZM80 175V174H79ZM107 175V174H106ZM161 175H163L162 173H161ZM166 175H168V173L166 174ZM165 175V176H166ZM182 175V176H183ZM84 176V175H83ZM107 176H109V175H107ZM123 176V175H122ZM121 176V177H122ZM126 176V175H125ZM130 176V175H129ZM164 176V178H166L167 179V176L165 177ZM170 176V175H169ZM248 176H249V174H248ZM252 176V175H251ZM257 176V175H256ZM261 176V175H260ZM264 176V175H263ZM79 177V176H78ZM126 177V178H127ZM135 177H136V175H135ZM171 177V176H170ZM250 177V176H249ZM76 178V177H75ZM81 177H79L78 179L79 180H81L80 179ZM106 178V177H105ZM104 178V179H105ZM126 178L124 179V180H126ZM173 178V177H172ZM171 178V179H172ZM229 178V177H228ZM247 178V177H246ZM77 179V178H76ZM192 179V181H197L198 182V185H196L195 184V186L196 187H192V185L191 184H193L192 182H190L191 184L190 185H188V183H189V181ZM254 179H255V176H254ZM260 179V178H259ZM60 180H62V179H60ZM64 180V179H63ZM123 180V179H122ZM123 180V181H124ZM169 180V178L166 180V181H168ZM159 181H161L162 182V180H159ZM247 181V180H246ZM248 181H249V179H248ZM247 181V182H248ZM254 180H253V178H252V182H253ZM76 182H77V180H76ZM125 182V181H124ZM230 182V181H229ZM256 182V181H255ZM66 183V182H65ZM74 183V182H73ZM81 183V182H80ZM126 183V182H125ZM124 183V184H125ZM166 183V182H165ZM181 183V182H180ZM214 183V182H213ZM61 184V183H60ZM63 184V183H62ZM94 184V183H93ZM120 184H122V182L120 183ZM123 184V185H124ZM167 184H168V182H167ZM182 184V183H181ZM119 185V184H118ZM169 185H171V184H169ZM214 185V184H213ZM218 185V184H217ZM219 185V186H220ZM229 185V184H228ZM248 185V184H247ZM251 185H252V183H251ZM168 186V185H167ZM167 186H166V184L164 185L163 184V187H162V189L160 190V192H159V196L162 198V195L164 196V195H166L167 193H168V188H167ZM181 187H182V185H180ZM254 186H255V184H254ZM65 187H66V185H65ZM64 187V188H65ZM82 187V186H81ZM83 187H85V186H83ZM91 188H89L90 190H88V193H89V195L87 196L88 198H87V200H86V203H87V208H85L86 210H88L89 211V213L91 212V210L94 208V204H95V194L97 193V192H95V190H97L98 188H100L99 187V185L97 184V183H95L93 186H90ZM126 187V186H125ZM131 187V186H130ZM213 187V186H212ZM217 187V186H216ZM224 187V188H225ZM228 187V186H227ZM249 187V186H248ZM58 188V187H57ZM63 188V189H64ZM76 188V187H75ZM119 188V187H118ZM170 188V187H169ZM251 188V187H250ZM86 188H84V190H85ZM116 189V188H115ZM120 189H121V187H120ZM122 189H123V187H122ZM126 189V188H125ZM124 189V190H125ZM177 189H180V188H178V186H177ZM177 189H175V190H177ZM182 189V188H181ZM180 189V190H181ZM222 189V188H221ZM79 190H80V187H79ZM82 190V189H81ZM174 190V191H175ZM179 190V192H178V194L181 192ZM212 189H210V191H211ZM215 190V189H214ZM213 190V191H214ZM230 190V189H229ZM250 190V189H249ZM64 191H66V190H64ZM69 191V190H68ZM78 191V190H77ZM91 191V192H90ZM119 191V190H118ZM130 191V192H131ZM134 191V192H135ZM213 191H212V195H213ZM257 191H258V189H257ZM59 192V191H58ZM70 192V191H69ZM99 192V191H98ZM126 191H124V193H125ZM129 192V193H130ZM224 192V191H223ZM251 192H252V190H251ZM64 193H66V192H64ZM77 193V192H76ZM112 193H113V191H112ZM115 193V192H114ZM123 193V192H122ZM123 193V194H124ZM165 193V194H164ZM182 193V192H181ZM180 193V194H181ZM210 193V192H209ZM255 193V192H254ZM79 194H81V192L79 193ZM99 194V193H98ZM132 194H133V192H132ZM135 194V193H134ZM133 194V195H134ZM220 194H221V192H220ZM256 194V193H255ZM119 195H121V193L119 194ZM130 195V194H129ZM215 195V194H214ZM222 195H224V197H226L227 196V193H226V196H225V194H222ZM221 195V196H222ZM251 195V194H250ZM258 195V194H257ZM99 196V195H98ZM132 196V195H131ZM180 197H181V195H179ZM207 196V195H206ZM255 196V195H254ZM123 197V196H122ZM133 197V196H132ZM165 197H167V196H165ZM183 197V196H182ZM181 197V198H182ZM98 198V197H97ZM119 198V197H118ZM111 199V198H110ZM110 199H109V201H110ZM115 199V198H114ZM120 199V198H119ZM123 199V198H122ZM121 199V200H122ZM184 200L186 199L185 198V196H184V198H183ZM193 199V198H192ZM209 199V198H208ZM212 199V198H211ZM227 199V198H226ZM225 199V200H226ZM128 200V199H127ZM126 200V201H127ZM130 200H132L131 199V197H130ZM180 200V202H182L181 201V199H179ZM191 200V199H190ZM115 200H113V202H114ZM123 201V200H122ZM156 201H157V199H156ZM192 201V200H191ZM194 201H195V199H194ZM204 201V200H203ZM206 201H207V199H206ZM212 201V200H211ZM105 202V201H104ZM108 202V201H107ZM120 202V201H119ZM118 201H117V203H119ZM158 202V201H157ZM184 202V201H183ZM186 203H190L189 201L187 202V201H185ZM184 202V203H185ZM196 202V201H195ZM195 202H193V203H195ZM198 202L199 201H197V204H198ZM209 202V201H208ZM112 203V202H111ZM110 203V204H111ZM116 203V202H115ZM117 203H116V206H117ZM185 203V204H186ZM217 203H220V204H223V199L220 197V199H219V202H217ZM108 204V203H107ZM109 204V205H110ZM121 204V203H120ZM131 204V203H130ZM129 204V205H130ZM132 204H133V202H132ZM131 204V205H132ZM160 204V203H159ZM181 205H182V207H183V204L182 203H180ZM196 204V203H195ZM194 204V205H195ZM219 204V205H220ZM112 205V204H111ZM114 203H113V207H114ZM119 205V204H118ZM124 205V204H123ZM126 205V207H125V209H127V205L128 204H125ZM187 205V204H186ZM211 205V204H210ZM224 205V204H223ZM96 206V205H95ZM115 206V207H116ZM120 206V205H119ZM155 206V205H154ZM185 206V205H184ZM189 206H192L191 204L189 205ZM48 207V206H47ZM52 207V206H51ZM108 207V206H107ZM112 207V208H113ZM134 207V206H133ZM160 207V206H159ZM195 207H196V205H195ZM211 207V206H210ZM56 208V207H55ZM68 208V207H67ZM122 209H123V207H121ZM129 208H132V206L131 207H129ZM128 208V209H129ZM151 208V207H150ZM156 208V207H155ZM162 208V207H161ZM166 208H167V212H170L171 211V203L169 202L167 205H166ZM185 208V207H184ZM188 208V207H187ZM190 208V207H189ZM193 208V207H192ZM258 208V207H257ZM48 209H49V207H48ZM65 208H63V210H64ZM69 209H70V207H69ZM125 209H123V210H125ZM152 209V208H151ZM183 209V208H182ZM217 209V208H216ZM256 209V208H255ZM259 209V208H258ZM63 210H62V212H63ZM113 210V209H112ZM121 210V209H120ZM133 210V209H132ZM154 210H156V209H154ZM162 210V209H161ZM160 210V211H161ZM189 210V209H188ZM208 210V209H207ZM207 210H206V213L204 214V217L205 218H209V216H212V220L210 221V219H209V222L211 223V225H208V227L205 229V231L207 232V233H209V232H211L212 230H214V227H213V224H212V222H213V218L215 219V216H216V213H213L212 212V207H211V209H210V211H208L207 212ZM108 210H106V211H104V212H107ZM158 211V210H157ZM165 211V209L163 210V212ZM254 211V210H253ZM252 211V213H251V215L253 216V213L255 212H253ZM70 212V211H69ZM104 212H102V213H104ZM109 212V211H108ZM125 212H126V210H125ZM124 212V213H125ZM129 212H130V209H129ZM154 212H156V211H154ZM162 212V213H163ZM187 212V211H186ZM257 213L258 212H260L259 210L258 211H256ZM72 213V212H71ZM115 213V212H114ZM113 213V214H114ZM127 213V212H126ZM131 213H132V211H131ZM131 213H130V216H129V214H128V216L130 217L128 220L130 221L131 220ZM159 212H157L156 214H158ZM73 214H75V212L73 213ZM112 214V213H111ZM161 214V213H160ZM165 214V213H164ZM195 214V213H194ZM108 215H109V213H108ZM117 215V214H116ZM153 215V213H152V211H150V214H149V218H151V216ZM162 215V214H161ZM257 215V214H256ZM67 216V215H66ZM99 216V215H98ZM97 216V217H98ZM105 216V215H104ZM189 216V215H188ZM225 216V215H224ZM247 216H249V215H247ZM58 217V216H57ZM73 217V216H72ZM92 217H94V216H92ZM103 217V216H102ZM113 217V216H112ZM192 217V216H191ZM221 217H223V216H221ZM226 217V216H225ZM255 217V216H254ZM258 217V216H257ZM49 218V217H48ZM96 218V217H95ZM100 218V217H99ZM109 218H110V216H109ZM121 218H122V216H121ZM202 218H203V216H202ZM259 218V217H258ZM257 218V219H258ZM42 219V218H41ZM51 219V218H50ZM91 219V218H90ZM98 219V218H97ZM164 219V218H163ZM186 219V218H185ZM204 219V218H203ZM223 220H224V218H222ZM248 219H249V217H248ZM247 219V220H248ZM27 220V219H26ZM71 220V219H70ZM92 220V219H91ZM96 220V219H95ZM115 220H119V217H117V216H115V218H114V221ZM121 220V222H122V219H120ZM150 221H151V219H149ZM247 220H245L246 222H247ZM256 220V219H255ZM66 221V220H65ZM68 221V220H67ZM101 221V220H100ZM103 221H106V220H104L103 219ZM109 220H107V222H108ZM111 221V220H110ZM194 221H196L195 219H193V220H191L190 222L188 221L187 223H189V225L191 226L192 225V223H194ZM198 221V220H197ZM204 221H205V219H204ZM203 221V222H204ZM244 221V222H245ZM249 221H252V223L254 224V222H253V219L252 220H249ZM248 221V222H249ZM19 222H21V221H19ZM18 222V224L20 225V223ZM73 222V221H72ZM99 222V221H98ZM102 222V221H101ZM120 222V223H121ZM185 223H186V221H184ZM184 222H182L181 224L183 225V224H185ZM218 222V220L216 221V223ZM30 223V222H29ZM103 223H106V222H103ZM166 223V222H165ZM169 223V222H168ZM167 223V224H168ZM186 223V224H187ZM200 223V222H199ZM202 223V222H201ZM200 223V225H201V227H202V224ZM258 222L256 221V224H257ZM60 224V223H59ZM109 225H110V223H108ZM180 224V225H181ZM244 224V223H243ZM251 223H249V225H250ZM255 224V225H256ZM29 225V224H28ZM101 225V224H100ZM103 225H105V224H103ZM102 225V226H103ZM147 225V224H146ZM154 229H153V231H152V233H156V235H155V239H156V237L157 238H159V237H161V243L163 242V241H165L166 240V237H167V234H166V232H165V230L162 228V225H161V223L158 221V220H156V222L154 223ZM169 225H170V223H169ZM194 225V224H193ZM192 225V226H193ZM205 225V224H204ZM204 225H203V227H204ZM24 226V225H23ZM34 226V225H33ZM61 226V225H60ZM64 226V225H63ZM112 226V225H111ZM196 227H199L200 228V226H197V225H195ZM245 226V225H244ZM262 226V225H261ZM5 227V226H4ZM6 227H8V226H6ZM37 227V226H36ZM65 227H67V226H65ZM64 227V228H65ZM85 228H87L88 229V234L90 233V230H91V227H86V226H84ZM83 227V228H84ZM108 227V226H107ZM169 227V226H168ZM167 227V228H168ZM177 227H178V225H177ZM188 227V226H187ZM202 227V228H203ZM246 227V226H245ZM247 227H248V225H247ZM251 227V226H250ZM249 227V229H251L252 227H253V225H252V227L250 228ZM255 227V226H254ZM253 227V228H254ZM263 227V226H262ZM11 228V227H10ZM22 228V227H21ZM20 228V229H21ZM24 228V227H23ZM58 228V227H57ZM63 228V227H62ZM69 228H71V226L69 227ZM69 228H67V229H69ZM97 229H98V232H99V235L101 234V232H102V230H101V228L102 227H96ZM95 228V229H96ZM103 228H104V226H103ZM145 228H147V226H142V223L141 222H138V223H133V222H131V223H128V225H127V229H133V231H132V235H131V238H129L128 240H129V244H134V245H137V244H139V242L142 240V239H145V238H148L149 236H147L144 232V230H145ZM181 228V227H180ZM183 228V227H182ZM244 228V227H243ZM252 228V229H253ZM35 229V228H34ZM61 229V228H60ZM67 229L65 228L64 230H66L67 231ZM187 229H189V228H187ZM192 229V228H191ZM194 229H196L195 227H194ZM248 229V230H249ZM257 228L255 227V229H253V231L254 230H256ZM263 229V228H262ZM24 230V229H23ZM32 230V229H31ZM36 230V229H35ZM58 230V229H57ZM197 230V229H196ZM243 230H246V229H243ZM96 231V230H95ZM105 231V230H104ZM108 231H109V228H108ZM141 231V232H140ZM147 231V230H146ZM247 231V230H246ZM253 231H251V232H253ZM64 232V231H63ZM97 232V233H98ZM106 232H107V230H106ZM111 232V231H110ZM126 232V231H125ZM150 232V231H149ZM192 232V231H191ZM193 232H194V230H193ZM199 232H200V230H199ZM198 232V233H199ZM62 233V232H61ZM140 233V234H139ZM151 233V234H152ZM197 233V234H198ZM253 233H255V232H253ZM66 234V233H65ZM123 234H125V233H123ZM142 234V235H141ZM150 234V235H151ZM186 234V233H185ZM196 234V235H197ZM200 234H201V232H200ZM250 233H248V235H249ZM252 234V233H251ZM250 234V235H251ZM31 235V234H30ZM35 235V234H34ZM41 235V234H40ZM44 235V234H43ZM42 235V236H43ZM141 235V236H140ZM144 235V236H143ZM149 235V234H148ZM159 235V236H158ZM190 235V234H189ZM189 235H188V239H189ZM192 235V234H191ZM257 235V234H256ZM54 236V235H53ZM65 236H67V235H65ZM64 236V237H65ZM101 236V235H100ZM107 236H108V234H107ZM122 236H124V235H122ZM244 236V235H243ZM252 236H253V234H252ZM62 237V236H61ZM91 237V236H90ZM102 237V236H101ZM196 237V236H195ZM251 237V236H250ZM66 238V237H65ZM64 238V239H65ZM69 238V237H68ZM97 238V237H96ZM121 238V237H120ZM191 238V237H190ZM246 237H244V239H245ZM249 238V237H248ZM252 239H254V240H257L258 241V239H260L259 237H258V239L256 238L255 239V237L253 236V237H251ZM40 239H42V238H40ZM61 239V238H60ZM63 239V240H64ZM80 239V238H79ZM81 239H82V237H81ZM91 239H93V238H91ZM102 239V238H101ZM105 239H107V238H105ZM181 239H183V238H181ZM187 239V238H186ZM243 239V238H242ZM243 239V241L242 242H244L245 240ZM252 239H248V240H250V241H248V242H250V245H251V243L252 242H254ZM247 240V239H246ZM251 240H252V242H251ZM55 241H58V240H55ZM65 242H66V240H64ZM87 242H88V244H90L91 245V247H98L97 245H100L101 244V241L102 240H99V239H96V244L94 245V240H90V242H89V240H86ZM178 242L180 241V240H177ZM177 241H175L176 243H178ZM182 241V240H181ZM187 241V240H186ZM191 241V240H190ZM189 241V242H190ZM195 241V240H194ZM193 241V242H194ZM260 242H261V239L259 240ZM264 241V240H263ZM81 242H83V241H81ZM137 242V243H136ZM259 242V243H260ZM56 243V242H55ZM54 243V244H55ZM61 243V242H60ZM75 243V242H74ZM91 243H93V244H91ZM100 243V244H99ZM121 243V242H120ZM152 243V242H151ZM176 243H173V245H176ZM182 243V242H181ZM180 243V244H181ZM262 243V242H261ZM260 243V244H261ZM57 244V243H56ZM169 244H171V243H169ZM169 244H168V246H169ZM192 244H194V243H192ZM192 244H190V245H192ZM244 244H247V245H244ZM244 244H242V246H244V247H247V246H249V243H244ZM255 244H256V242H255ZM260 244H257V249L259 250V248H262V247H260L259 245ZM63 245V244H62ZM64 245H65V243H64ZM93 245V246H92ZM122 245V244H121ZM178 245V244H177ZM188 245V244H187ZM186 245V246H187ZM253 245V244H252ZM263 245V244H262ZM180 246H183V245H180ZM196 246V245H195ZM254 246V245H253ZM254 246V247H255ZM258 246H259V248H258ZM18 247V246H17ZM51 247V246H50ZM65 247V246H64ZM68 247V246H67ZM178 247H179V245H178ZM189 247H191V246H189ZM243 247V248H244ZM181 248V247H180ZM187 248V247H186ZM185 247H184V249H186ZM250 248H251V246H250ZM249 247H248V249H250ZM263 248H264V246H263ZM53 249V248H52ZM54 249H55V247H54ZM170 249H172V247H170ZM182 249V248H181ZM241 249V248H240ZM252 249V248H251ZM254 249V248H253ZM256 249V250H257ZM48 249H46V251H47ZM64 250V249H63ZM94 250V249H93ZM173 250V249H172ZM183 250V249H182ZM193 250V249H192ZM191 250V251H192ZM243 250V249H242ZM245 250L247 251V249L245 248ZM264 250V249H263ZM263 250H262V252H263ZM43 251H45V250H43ZM45 251V252H46ZM171 251V250H170ZM175 251H177V250H175ZM188 251V250H187ZM60 252V251H59ZM179 252V251H178ZM181 252V251H180ZM243 252H245V251H243ZM253 252V251H252ZM255 252V251H254ZM260 252V251H259ZM258 252V253H259ZM262 252H260V253H262ZM51 253H52V251H51ZM58 253V252H57ZM61 253V252H60ZM82 253V251L80 252V254ZM185 253H186V251H185ZM185 253H184V255L183 256H185ZM187 253H189V252H187ZM186 253V254H187ZM53 254H55L56 255V253H53ZM76 254H77V250H76ZM90 254V253H89ZM166 254H168V252L166 253ZM169 254H170V252H169ZM178 254V253H177ZM176 254V255H177ZM191 254V253H190ZM248 254V253H247ZM247 254H245V256H247ZM45 255V254H44ZM171 255L172 256H176L174 253H172L171 252ZM182 255V254H181ZM64 256V255H63ZM103 257V255H100L99 257ZM170 256V255H169ZM168 256V257H169ZM243 256H244V253H243ZM161 258H163L162 256H160ZM160 257H158V258H160ZM171 257V256H170ZM169 257V258H170ZM180 257V258H179ZM169 258H166L167 259V262L169 261L168 259ZM178 261L180 260V259H182L181 258V256H180V254H179V256H178ZM185 258V257H184ZM188 258H189V256H188ZM210 258V257H209ZM10 259H12V258H10ZM9 259V260H10ZM45 259V258H44ZM101 259V258H100ZM175 259H176V257H175ZM174 259V260H175ZM186 259V258H185ZM184 259V260H185ZM190 259V258H189ZM70 260V259H69ZM188 260V259H187ZM18 261V260H17ZM27 261V260H26ZM154 261H155V259H154ZM159 261V260H158ZM161 261V260H160ZM162 261H164V260H162ZM181 261V260H180ZM155 262H157V261H155ZM182 262H183V259H182ZM190 262H192V261H189V264H190ZM14 263V262H13ZM54 263V262H53ZM158 263V262H157ZM172 263H174V262H172ZM177 263V262H176ZM175 263V264H176ZM198 263L199 264H204V262L202 261V259H200L199 261H198ZM163 264V263H162ZM164 264H166V261L164 262ZM171 264V263H170ZM177 264H180V263H177ZM183 264V263H182ZM188 264V263H187ZM206 264V263H205ZM208 264H210V263H208Z\"/></svg>",
	"mask_w": 264,
	"mask_h": 264
}]
</instances>
